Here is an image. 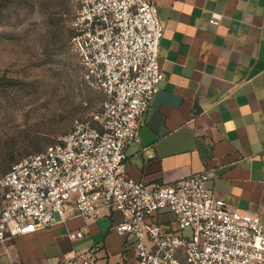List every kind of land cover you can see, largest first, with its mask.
<instances>
[{
  "label": "built area",
  "instance_id": "1",
  "mask_svg": "<svg viewBox=\"0 0 264 264\" xmlns=\"http://www.w3.org/2000/svg\"><path fill=\"white\" fill-rule=\"evenodd\" d=\"M74 1L70 51L84 81L104 98L91 121L75 119L56 143L0 175V243L49 227L55 214L65 221L72 203L87 223L119 212L115 233L134 238L137 264H264V217L240 214L216 198L206 186L211 171L162 186L124 172L126 150L140 142L144 116L164 80V26L155 1ZM219 19L213 14L209 23ZM160 211L173 214L176 232L164 231ZM98 249L73 253L64 264H95Z\"/></svg>",
  "mask_w": 264,
  "mask_h": 264
},
{
  "label": "crops",
  "instance_id": "2",
  "mask_svg": "<svg viewBox=\"0 0 264 264\" xmlns=\"http://www.w3.org/2000/svg\"><path fill=\"white\" fill-rule=\"evenodd\" d=\"M154 1L164 26V80L140 142L126 150L125 174L162 186L209 170L206 186L216 198L264 217V0ZM213 14L217 25L209 23ZM156 218L176 232L173 214ZM121 221L119 212H105L87 223L68 203L65 221L55 214L49 227L0 243V264H64L96 245L95 264H137L134 238L115 233ZM75 231L83 237L70 240Z\"/></svg>",
  "mask_w": 264,
  "mask_h": 264
},
{
  "label": "rangeland",
  "instance_id": "3",
  "mask_svg": "<svg viewBox=\"0 0 264 264\" xmlns=\"http://www.w3.org/2000/svg\"><path fill=\"white\" fill-rule=\"evenodd\" d=\"M75 10L74 0H0V175L99 111L103 94L70 51Z\"/></svg>",
  "mask_w": 264,
  "mask_h": 264
}]
</instances>
